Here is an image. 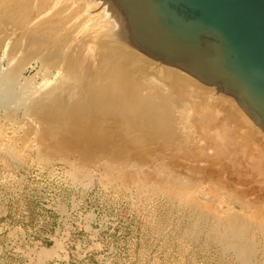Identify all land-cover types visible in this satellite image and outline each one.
I'll use <instances>...</instances> for the list:
<instances>
[{
	"label": "rangeland",
	"instance_id": "374dc122",
	"mask_svg": "<svg viewBox=\"0 0 264 264\" xmlns=\"http://www.w3.org/2000/svg\"><path fill=\"white\" fill-rule=\"evenodd\" d=\"M10 42L0 46V264H247L214 238L235 211L252 223L248 264L264 263V161L232 126L177 112L178 139L139 147L142 165L134 149L80 148L83 135L44 131L31 109L71 83L64 67L31 60L12 82L23 52L10 54Z\"/></svg>",
	"mask_w": 264,
	"mask_h": 264
},
{
	"label": "bare ground",
	"instance_id": "6f19581e",
	"mask_svg": "<svg viewBox=\"0 0 264 264\" xmlns=\"http://www.w3.org/2000/svg\"><path fill=\"white\" fill-rule=\"evenodd\" d=\"M6 39L11 41L10 54L23 52L19 64L7 75L12 82L23 63L31 60L41 67L59 61L70 77L71 85L52 87L33 101L31 109L47 126L44 131L50 128L54 133L60 128L68 135H83L72 141L78 147L112 144L117 150L134 149L132 158L140 163L144 154L138 152L139 147L178 139L173 134L177 112L186 115L188 111L191 123L214 116L204 123L207 127L232 126L234 133L264 161V134L231 96L120 41L78 29L66 0H0V46L4 50L7 45L2 42ZM72 89L74 95L67 97ZM43 130L41 133H45ZM222 153L224 157L230 155L228 151ZM234 202L242 208L248 205L236 196ZM225 218L222 226L213 227L214 238L248 264L254 254L252 223L236 211ZM260 227L264 242V221Z\"/></svg>",
	"mask_w": 264,
	"mask_h": 264
},
{
	"label": "water",
	"instance_id": "95a60500",
	"mask_svg": "<svg viewBox=\"0 0 264 264\" xmlns=\"http://www.w3.org/2000/svg\"><path fill=\"white\" fill-rule=\"evenodd\" d=\"M75 25L231 96L264 134V0H66Z\"/></svg>",
	"mask_w": 264,
	"mask_h": 264
},
{
	"label": "built area",
	"instance_id": "2783aa9c",
	"mask_svg": "<svg viewBox=\"0 0 264 264\" xmlns=\"http://www.w3.org/2000/svg\"><path fill=\"white\" fill-rule=\"evenodd\" d=\"M40 243H41V242H40ZM3 258H4L3 256H0V261L3 260Z\"/></svg>",
	"mask_w": 264,
	"mask_h": 264
}]
</instances>
